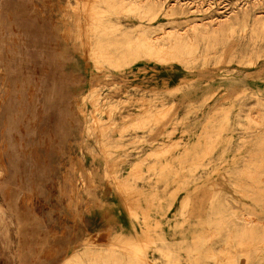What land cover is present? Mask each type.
I'll use <instances>...</instances> for the list:
<instances>
[{
  "label": "rangeland",
  "instance_id": "rangeland-1",
  "mask_svg": "<svg viewBox=\"0 0 264 264\" xmlns=\"http://www.w3.org/2000/svg\"><path fill=\"white\" fill-rule=\"evenodd\" d=\"M159 2L175 14L156 25L175 20L195 37L182 64L115 65L113 34L99 63L71 64V51L92 55L91 2L0 0L1 264H62L86 249L264 264V0Z\"/></svg>",
  "mask_w": 264,
  "mask_h": 264
},
{
  "label": "bare ground",
  "instance_id": "bare-ground-1",
  "mask_svg": "<svg viewBox=\"0 0 264 264\" xmlns=\"http://www.w3.org/2000/svg\"><path fill=\"white\" fill-rule=\"evenodd\" d=\"M13 2L12 0H6ZM25 2V0H20V2ZM80 2V0H76ZM85 1V0H84ZM88 2H91L94 6V10L99 14L96 21H94V25L90 29L91 33L94 35V39L91 43L89 42V52L92 54L91 56H85L82 52L81 54L76 53L75 51H71V54H73V61L80 60V63L83 64L85 62H90L89 60L92 59L95 61V63H99L97 59H101L100 56H95L97 52L99 53L101 51V48L104 47L102 38L113 34L116 36L117 43L115 44V47L113 49H109L110 51V57L115 61V65L123 64V62L132 55L135 61H147V62H155L157 64H161L164 62H170L174 61L179 64L184 63L183 54L186 49L192 47L191 41L195 39V37L191 35H186L185 33H182V30L179 31V26L181 23H178V21L170 20L167 24L171 26V31L167 30L166 25L167 24H155L158 23L162 14L165 12V16H173L174 8L168 7L164 8L163 3L157 1V0H121L123 6H125L128 10L132 12L131 18L129 17H123L121 16L114 6L110 4L112 0H87ZM179 1V0H178ZM262 1V0H261ZM4 2V1H3ZM198 2V1H197ZM202 2V1H201ZM90 3V4H91ZM185 3V2H184ZM245 3V2H244ZM247 3V2H246ZM245 3V4H246ZM22 4V3H21ZM38 4V3H37ZM222 4V3H221ZM237 4V3H236ZM240 5V3H238ZM263 4V3H262ZM11 5V4H10ZM40 6V4H38ZM36 2H33L34 8L37 7ZM72 5V2H71ZM228 5V4H227ZM250 5V4H249ZM12 6V5H11ZM176 6V5H175ZM219 6V5H218ZM233 6V5H232ZM238 6V5H237ZM257 6V5H256ZM9 7V6H8ZM21 7V5H20ZM83 7V6H82ZM122 7V6H119ZM124 7V8H125ZM255 7V5H254ZM264 7V6H263ZM85 8V7H84ZM231 8V7H230ZM233 8V7H232ZM246 8V7H245ZM248 8V7H247ZM21 9H23L21 7ZM37 9V8H36ZM75 9V8H74ZM197 9V8H196ZM195 9V10H196ZM222 9V8H221ZM90 10V9H89ZM125 10V9H124ZM233 10V9H232ZM244 10V9H243ZM247 11L249 9H246ZM245 10V11H246ZM254 10V9H253ZM27 11V8H26ZM119 11V9H118ZM184 11V10H183ZM193 11V10H192ZM197 11V10H196ZM200 11V10H199ZM198 11V12H199ZM124 12V11H123ZM129 12V11H128ZM190 12V11H189ZM219 12V11H218ZM27 12H25L26 14ZM95 13V12H94ZM213 13V12H212ZM257 13V12H256ZM88 14V12H87ZM219 14V13H218ZM89 15V14H88ZM244 15V14H243ZM262 15V14H261ZM260 15V16H261ZM85 17V16H84ZM212 17V16H211ZM230 17V16H229ZM234 17V16H233ZM251 17V15H250ZM256 17V16H255ZM75 24L78 26L79 20L81 19L80 13H76L74 15ZM87 18V17H86ZM85 18V19H86ZM204 18V17H203ZM227 18V17H226ZM237 18V17H236ZM243 18V16H242ZM215 19V18H214ZM239 19V18H238ZM259 19V18H258ZM262 19V18H261ZM91 20V19H90ZM193 20V19H192ZM196 20V19H195ZM240 20V19H239ZM264 20V19H263ZM124 21H127L128 24L134 23L135 21H138V23L135 25V27L126 26L124 24ZM184 21V20H183ZM189 21V20H188ZM217 21V20H216ZM237 21V20H236ZM245 21V20H244ZM259 21V20H258ZM257 21V22H258ZM89 22V21H87ZM190 22V21H189ZM186 24V21H184ZM220 23V22H219ZM224 23V22H222ZM221 23V24H222ZM229 23V22H228ZM232 23V22H231ZM238 23V22H237ZM90 24V23H88ZM201 24V23H200ZM230 24V23H229ZM250 24V21H249ZM256 24V23H255ZM190 25V24H189ZM195 25V24H193ZM244 25V24H243ZM191 26V25H190ZM189 26V28H190ZM207 26V25H206ZM253 26V25H252ZM256 26V25H255ZM88 27V25H87ZM234 27V26H233ZM243 27V26H242ZM183 28V27H181ZM180 28V29H181ZM217 27H215L216 29ZM252 28V27H251ZM255 28V27H254ZM257 28V27H256ZM263 28V27H262ZM203 29V28H202ZM200 29V30H202ZM205 29V28H204ZM243 29V28H242ZM190 30V29H189ZM193 30V29H192ZM211 30V29H210ZM218 30V29H217ZM259 30V29H258ZM89 31V32H90ZM203 31V30H202ZM222 31V30H221ZM192 32V31H191ZM256 32V31H254ZM253 32V33H254ZM262 32V31H261ZM28 33V32H27ZM194 33V32H192ZM201 33V32H200ZM244 33V32H243ZM188 34V33H187ZM242 34V33H241ZM250 34V33H249ZM203 35V34H202ZM214 35V34H213ZM230 35V34H229ZM257 35V34H256ZM79 36V33H78ZM90 36V34H89ZM197 36V35H196ZM231 36V35H230ZM235 36V34H234ZM72 37V36H71ZM92 37V36H91ZM208 37V36H207ZM244 37V36H243ZM229 38V37H228ZM252 38V37H251ZM125 42H124V40ZM241 39V38H240ZM90 40V38H89ZM78 38L73 39L71 38V48L77 49L78 47ZM83 41V39H82ZM216 41V40H215ZM260 41V40H259ZM197 42V41H196ZM199 42V41H198ZM233 42V41H232ZM83 43V42H82ZM204 43V42H203ZM256 43V42H255ZM263 43V42H262ZM261 43V44H262ZM198 44V43H197ZM196 44V45H197ZM194 46V44H193ZM83 47V46H82ZM87 47V45H86ZM195 47V46H194ZM257 47V46H256ZM198 48V47H197ZM85 49V48H84ZM192 49V48H191ZM196 49V48H193ZM192 49V51H193ZM87 50V49H86ZM206 50V49H205ZM101 53V52H100ZM224 53V52H223ZM87 54V53H86ZM257 54V53H256ZM208 55V54H206ZM215 55V54H214ZM260 55V54H259ZM262 55V54H261ZM95 56V57H94ZM205 56V55H204ZM258 56V55H257ZM76 58V59H75ZM94 58V59H93ZM258 59V58H257ZM107 60V59H106ZM105 60V61H106ZM100 61V60H99ZM186 64V63H185ZM74 65V64H73ZM250 66V65H249ZM5 72L7 75V70L5 68ZM7 77H9L7 75ZM29 78V77H28ZM26 80H28L25 77ZM33 80V79H32ZM48 76H45V79L43 81H47ZM22 79H20V82ZM17 82V81H16ZM28 82V81H27ZM46 86V87H45ZM42 91L47 89V84L41 82V86H39ZM227 93V92H226ZM57 94L60 95V92ZM258 97V96H257ZM256 97V98H257ZM246 99V98H245ZM248 102V101H247ZM246 106V105H245ZM261 106V105H260ZM263 107V106H262ZM254 108V107H253ZM249 109V108H248ZM257 109V108H256ZM245 110V109H244ZM252 110V109H250ZM224 111V110H223ZM222 112V111H221ZM251 112V111H250ZM249 112V113H250ZM216 113V111H215ZM252 113V112H251ZM10 112H8L7 117H9ZM262 115V114H261ZM239 116V115H238ZM253 116V115H252ZM243 117V116H242ZM241 118V117H240ZM249 118V117H248ZM243 119V118H242ZM241 119V120H242ZM250 119V118H249ZM254 119V118H253ZM252 119V120H253ZM257 119V118H256ZM9 120V119H8ZM224 120V119H223ZM245 120V119H244ZM243 120V121H244ZM247 121V119H246ZM250 122V120H249ZM256 122V121H254ZM10 123V120H9ZM241 123V122H239ZM254 124V123H252ZM259 124V123H257ZM263 124V123H262ZM245 126V125H244ZM253 126V125H252ZM260 126V125H259ZM239 127V126H238ZM246 128V126H245ZM209 129V128H208ZM253 130V129H252ZM201 133V132H200ZM205 137V136H204ZM217 137V136H216ZM232 137V136H231ZM219 138V137H218ZM229 138V137H228ZM243 139V138H242ZM204 140V139H203ZM246 140V139H245ZM215 141V140H214ZM243 142V141H242ZM207 144V143H206ZM215 144V143H213ZM203 145V144H202ZM205 145V144H204ZM202 147V146H201ZM207 147V146H205ZM185 150V149H184ZM223 154V153H222ZM205 157V156H204ZM194 162V161H193ZM196 166V165H195ZM180 167V166H179ZM208 167V166H207ZM204 168V167H203ZM255 169V168H254ZM249 173V172H248ZM217 174V173H216ZM254 180V179H253ZM260 180V179H259ZM264 182V181H263ZM258 184V183H257ZM262 184V183H261ZM259 185V184H258ZM263 185V184H262ZM235 186V185H233ZM205 192H208L206 189ZM222 192V191H221ZM240 192V191H239ZM242 193V192H241ZM222 194V193H220ZM225 194V193H224ZM223 194V195H224ZM226 195V194H225ZM104 197V196H103ZM122 197V196H121ZM228 197V195H227ZM225 196V200L227 198ZM258 197V196H257ZM154 198V197H153ZM188 198V197H187ZM264 198V197H263ZM262 198V199H263ZM224 199V198H223ZM229 199V198H228ZM227 199V200H228ZM231 199V198H230ZM213 200V199H212ZM226 200V201H227ZM220 201V200H218ZM210 202V201H209ZM212 202V201H211ZM229 202V201H228ZM227 202V203H228ZM218 203V202H217ZM230 203V202H229ZM228 203V204H229ZM236 203V202H235ZM212 204V203H211ZM223 204L224 201H223ZM237 204V203H236ZM242 204V203H241ZM240 204V205H241ZM222 205V204H221ZM227 205V204H226ZM233 205V203H232ZM225 206V205H224ZM230 206V205H229ZM132 207V206H131ZM233 207V206H231ZM244 207V206H243ZM248 207V206H247ZM213 208V207H212ZM225 208V207H223ZM251 208V206H250ZM133 209V207H132ZM138 209V208H137ZM134 210V209H133ZM244 210V209H242ZM227 211V210H226ZM249 211V210H248ZM134 213V212H133ZM132 213V214H133ZM129 214V212H128ZM149 214V213H148ZM233 214V213H232ZM243 214V213H241ZM246 214V213H245ZM251 214V213H250ZM130 215V214H129ZM260 215V214H258ZM135 216V214H134ZM138 216V215H136ZM214 216V215H213ZM246 216V215H245ZM250 216V215H249ZM106 217V216H105ZM108 217V216H107ZM139 217V216H138ZM137 217V218H138ZM143 217V216H142ZM149 217V215H148ZM242 217V216H241ZM145 218V217H143ZM212 218V217H211ZM228 218V217H227ZM243 218V217H242ZM139 219V218H138ZM229 219V218H228ZM245 219V218H244ZM264 219V218H263ZM144 220V219H143ZM146 220V219H145ZM238 220V219H237ZM247 220V219H245ZM249 220V219H248ZM226 220L224 218H221L218 222L219 223H225ZM217 222V221H216ZM246 222V221H245ZM244 222V223H245ZM258 222V221H257ZM248 223V222H247ZM255 223V222H254ZM253 223V224H254ZM261 223V222H260ZM259 223V224H260ZM264 223V222H263ZM6 224V217L5 214H3V217L0 216V228L4 229ZM215 224V221H214ZM157 225V224H156ZM226 225V224H225ZM233 225V224H232ZM261 225V224H260ZM94 226V225H93ZM212 226V225H211ZM220 227V226H219ZM254 227V226H253ZM86 229V228H85ZM105 229V228H104ZM5 230V229H4ZM3 230V235L6 236L5 231ZM222 231V230H221ZM8 232V231H7ZM149 232V230H148ZM148 232H145L143 235L145 237H148ZM213 232V231H211ZM96 233V232H95ZM230 233V232H229ZM106 234H108L106 232ZM2 235V234H1ZM2 235V236H3ZM101 235V234H100ZM234 235V234H233ZM107 236V235H106ZM105 236V237H106ZM98 237V236H97ZM200 237V236H199ZM99 238V237H98ZM97 238V239H98ZM152 238V237H151ZM227 238V237H226ZM233 238V237H232ZM95 239V238H94ZM142 239V238H141ZM96 240V239H95ZM94 240V241H95ZM155 240V239H154ZM153 240V241H154ZM98 241V240H97ZM101 241V240H99ZM233 241V240H232ZM134 242V241H133ZM137 242V241H136ZM143 242V240H142ZM14 244V243H13ZM114 244V243H113ZM112 244V245H113ZM140 244V243H139ZM149 244V243H148ZM156 244V243H155ZM3 245V244H2ZM126 245V244H125ZM147 246V245H146ZM116 247V245H115ZM5 249V248H4ZM160 250V249H159ZM162 250V249H161ZM249 250V249H248ZM81 251V250H80ZM141 252V250H138ZM145 251V249H144ZM136 252V251H135ZM134 253V252H133ZM142 253V252H141ZM125 255L123 251H118L116 249H112V251L105 252L101 251L98 255H92V251L90 249H86L82 252H75L74 255L71 258L66 259L62 264H84V257L85 255L88 256V261L91 262V264H152V260H150V257H148L146 254L145 256H137L133 254ZM135 254V253H134ZM71 255V254H70ZM139 255V254H138ZM142 255V254H140ZM3 261V259L0 256V264Z\"/></svg>",
  "mask_w": 264,
  "mask_h": 264
},
{
  "label": "crops",
  "instance_id": "crops-1",
  "mask_svg": "<svg viewBox=\"0 0 264 264\" xmlns=\"http://www.w3.org/2000/svg\"><path fill=\"white\" fill-rule=\"evenodd\" d=\"M43 187V185L42 184H40V185H38V186H35V189H33V190H31V192H44V189L42 188ZM23 190V192H27V190H24V189H22ZM94 223H93V221L92 220H90L89 221V229H93L94 228Z\"/></svg>",
  "mask_w": 264,
  "mask_h": 264
}]
</instances>
